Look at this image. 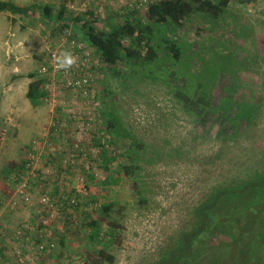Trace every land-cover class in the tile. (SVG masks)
<instances>
[{
	"label": "rangeland",
	"instance_id": "1",
	"mask_svg": "<svg viewBox=\"0 0 264 264\" xmlns=\"http://www.w3.org/2000/svg\"><path fill=\"white\" fill-rule=\"evenodd\" d=\"M9 1L55 8L63 2ZM158 1L68 0L66 15L92 12L102 29L112 13H142ZM55 27L38 15L0 13V264H95L101 250L114 257L112 264H155L195 225L194 209L212 190L251 178L264 165V0L233 3L220 20L194 15L168 33L182 45L180 69L200 81L204 97L195 102L175 82L166 87L121 66L107 69L93 51L97 114L91 124L77 93L57 88L55 99L40 107L27 104V75L55 43ZM69 27L78 35L71 22ZM185 75L175 70L176 79ZM255 104L254 122L240 120ZM216 111L227 117L225 123L213 122ZM103 113L108 121L115 116L129 136L116 146ZM56 116L61 131L54 135ZM131 140L143 145L148 159L136 179L122 170L127 162L120 147ZM75 145L74 154H80L72 157ZM29 162L32 170L24 171ZM25 180L30 204L15 197ZM43 197L53 203L52 211ZM247 202L229 198L213 214L240 213ZM104 205L111 207L106 216ZM92 221H99L98 228L88 226ZM226 229H215L208 244L180 264H264V248L252 250L258 238L235 243L232 252Z\"/></svg>",
	"mask_w": 264,
	"mask_h": 264
},
{
	"label": "trees",
	"instance_id": "2",
	"mask_svg": "<svg viewBox=\"0 0 264 264\" xmlns=\"http://www.w3.org/2000/svg\"><path fill=\"white\" fill-rule=\"evenodd\" d=\"M67 2L68 0H63L59 7L55 8L54 4L50 3L39 4L34 2L29 6H25L9 0H0V13L10 12L24 16L32 14L38 15L41 20H51L56 25L53 33L56 36L55 40L60 35H64L68 37V40L86 43L94 51L101 65L109 70H118L116 66H121L124 69L140 73L142 77L147 79V83H159L166 87L173 86L172 84L175 82L181 90H186L184 95L187 99L190 102H195L194 98L202 99L204 97L199 87L200 81L196 78L193 79L186 70L180 69L182 65L180 59L182 45L173 41L172 35H168V33L174 29L179 30L183 22L194 15L220 20L231 4L246 5L254 2V0H160L156 3H150L147 10H143L142 13L139 12L140 10L135 13L133 11L130 13L122 11L112 13L106 17L102 29L96 26V19L92 12H87L73 19L66 15L68 13ZM70 22L74 27L73 31L78 35L69 33ZM163 51L166 52L168 60L163 56L161 57L160 53ZM97 68L96 66L93 68L95 76ZM175 68L178 69L179 73H186L185 77L176 79ZM27 78L32 81L28 84L26 99L31 106H40L43 100L46 99V91L41 88L44 81L38 78L37 71L28 74ZM190 81L193 84L192 92L187 89ZM96 82L97 77L93 86ZM209 93L207 94L209 96L207 100L211 97ZM258 107L259 104L251 105L253 113L245 110L240 114V120L252 124ZM218 115L219 113L216 111L213 122L215 123L220 119L225 123L227 117H219ZM106 117L107 115L103 113V122L106 129L112 131L111 134L115 140L113 144L116 146L117 143L129 136L122 123L115 116L112 115L109 121ZM224 126L225 124L221 126L222 132H224ZM142 146L135 140H131L128 145L120 147V154L127 162L126 165L122 166L125 176L138 178V172L141 168L140 163L148 162L143 154L144 149H141ZM23 169L25 171L29 168L24 166ZM263 194L264 165L255 170L251 178L231 182L227 186L212 190L205 200L194 209L195 225L191 229L183 231L176 244L167 250L155 264H180L183 260H189L195 249L207 245L215 229L223 226L227 228L226 232L231 237V243L227 247H233V249L231 248L232 252L236 249L235 243L244 242L247 239L250 240V238H252V241L258 238L254 241L253 251L260 246L264 248V197L261 196ZM232 197L247 199L248 202L242 212L229 213L223 216L213 214ZM100 211L106 216L111 211V207L104 205ZM88 226L98 228L99 221H92ZM254 232L256 236H253ZM233 255L235 253H231L227 262H231ZM113 261L114 257L112 255L101 250L98 252L95 264H112ZM217 264H223V262ZM256 264L262 263L257 259Z\"/></svg>",
	"mask_w": 264,
	"mask_h": 264
},
{
	"label": "built area",
	"instance_id": "3",
	"mask_svg": "<svg viewBox=\"0 0 264 264\" xmlns=\"http://www.w3.org/2000/svg\"><path fill=\"white\" fill-rule=\"evenodd\" d=\"M51 48L47 51L46 57L43 62L39 63L37 68V76L39 79L44 81V84L41 88L46 91V99H55L54 95L59 88V92L66 91L67 93H77L82 99V106H86L84 114L86 116L87 124H91L95 120V115L97 114V103L93 99V85L95 81V75L93 68L95 65L93 60V51L91 52V47L86 43L68 40L67 36L60 35ZM93 60V62H92ZM55 88V89H54ZM70 113V110L68 109ZM69 118L74 120L76 114L72 112ZM52 127L54 135H57V131H61V123L57 118L54 119ZM78 148L75 145V148L69 150L70 156H78L74 154L77 152ZM82 155V154H81ZM33 165L32 162L26 164L27 168H30ZM29 170H32L29 169ZM27 181L19 182L16 191L17 200L22 201L25 204H30V195L26 190ZM74 203V200H71ZM41 203L46 206L47 209L54 208L53 203L46 197L41 199ZM49 214V218H53L54 215ZM38 250H42L44 246L42 244L37 245ZM19 254V252H18Z\"/></svg>",
	"mask_w": 264,
	"mask_h": 264
},
{
	"label": "crops",
	"instance_id": "4",
	"mask_svg": "<svg viewBox=\"0 0 264 264\" xmlns=\"http://www.w3.org/2000/svg\"><path fill=\"white\" fill-rule=\"evenodd\" d=\"M27 87H28V85H27ZM26 92H27V90H26ZM26 92H25V97H26ZM26 100H27V99H26ZM27 104L31 106V104L29 103L28 100H27ZM40 106H41V105H40ZM40 106H37V107H40ZM26 115H27V113H26ZM56 118H57V116H56ZM56 121H61V120L58 119V120H56ZM2 243H3V242H2ZM2 245H3V244H2ZM1 253H3V251H2Z\"/></svg>",
	"mask_w": 264,
	"mask_h": 264
}]
</instances>
